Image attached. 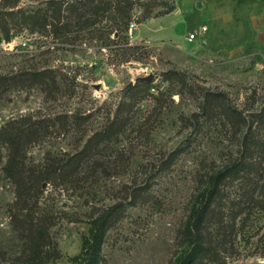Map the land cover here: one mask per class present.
<instances>
[{
    "label": "rangeland",
    "instance_id": "1",
    "mask_svg": "<svg viewBox=\"0 0 264 264\" xmlns=\"http://www.w3.org/2000/svg\"><path fill=\"white\" fill-rule=\"evenodd\" d=\"M216 1L135 0L119 39L112 29H100L98 24L57 37L13 31L9 42L0 33L1 75L52 69L57 81L48 98L39 86L1 94L0 131L11 120L28 115L68 117L66 129L50 128L45 138L27 149V164H44L48 153L54 158L76 154L113 119L121 103L130 101L133 108L134 124L112 152L104 150L96 160L84 163L78 180L57 181L35 196L38 200L31 209L50 222L49 240L40 255L48 264H72L92 214L117 202L127 206L126 212L109 227L99 264H169L174 257L199 177L235 157L242 137L219 113L220 106L209 105L217 111L203 114V96L222 94L220 105L248 115L264 110V0L255 29L239 45L233 31L248 21L239 18L246 2L222 0L223 8L234 12L226 30L218 25L222 30L217 38H228L224 44L209 37L213 26L217 28ZM37 6V0L20 3L21 8ZM201 26L208 32L187 42ZM253 33L256 40L250 41ZM124 42L131 48L129 59L111 61L107 45ZM170 71L180 76L167 80L164 73ZM148 77L154 90L134 103L131 96L136 91L126 93L127 86ZM6 156L0 141V264H25L35 260L36 251L11 223L15 195L2 170ZM106 160L115 166L103 175L100 161ZM260 166L259 181L264 183V159ZM134 193L139 199L129 206ZM248 219L241 227L238 220L232 247L222 251L218 261L204 264H264V211L254 209Z\"/></svg>",
    "mask_w": 264,
    "mask_h": 264
},
{
    "label": "trees",
    "instance_id": "2",
    "mask_svg": "<svg viewBox=\"0 0 264 264\" xmlns=\"http://www.w3.org/2000/svg\"><path fill=\"white\" fill-rule=\"evenodd\" d=\"M21 1L0 0V33L6 42L12 39L13 31L26 29L30 33H48L57 37L68 34L70 29H90L96 24L100 29H112V33L119 39L131 17L135 0H37L38 6L35 8H21ZM171 11L169 9L166 14ZM128 44L124 42L117 47L107 45L111 61L118 57L126 62L131 49ZM164 76L168 80L170 76L178 78L180 73L170 71L164 73ZM56 85L52 69L0 74V95L11 88L39 86L48 98ZM151 89L154 90L150 82L140 80L125 92L135 90L136 96L131 97L137 103V99L148 94ZM222 96L205 94L202 111L206 116L212 115L217 111L216 107L220 106L219 113L242 136L239 149L235 157L219 167L210 168L199 177L180 230L177 252L169 264L218 261L220 253L233 245L231 238H236L238 220L241 227L249 220L254 209L264 211V183L259 181L263 173L260 164L264 159V110L256 114H244L226 103L220 105L218 100ZM213 104L217 106H209ZM132 113L130 101L121 103L113 119L89 137L79 152L74 155L64 154L61 158H54L48 153L42 165L27 164V149L45 138L50 128L58 126L66 129L68 117L36 119L28 115L11 120L0 131V141L7 149L2 170L14 186L11 223L16 230L26 234L36 251L35 260L34 257L30 258L25 264H48L40 255L49 240L50 222L47 216H36L31 209L38 200L35 201V196L42 194L40 192L45 187L57 181L68 183L78 180L84 163L96 160L97 155L104 150L112 152V146L134 124ZM114 166V161H100V172L107 175ZM137 198L139 194L134 193L128 205L135 206ZM126 207L123 202H117L92 214L88 232L82 238L79 254L71 259L72 264H99L108 229L126 212Z\"/></svg>",
    "mask_w": 264,
    "mask_h": 264
},
{
    "label": "crops",
    "instance_id": "3",
    "mask_svg": "<svg viewBox=\"0 0 264 264\" xmlns=\"http://www.w3.org/2000/svg\"><path fill=\"white\" fill-rule=\"evenodd\" d=\"M244 1L246 3H243L241 5L242 6L241 9H239V12H240L239 18H242V19L246 18V19H248V21L247 22L242 21L243 26H244L243 29L236 28L235 31H233V33H234L233 35L238 36L236 39H234V41L238 45L241 44L240 41H243L245 39V37H247L248 31L250 32L251 29H255L256 24H257V18L259 17L260 4L262 3V0H243V2ZM223 7L224 6L222 4V0L216 1L215 9L213 10L214 11L213 12V18H214L213 25L215 24V26L217 28H215L213 26L215 36L213 37L214 34H212V36H209V37L211 40H214L215 42H219V43L222 42V43L226 44L228 42V38H226L225 36L223 37V35L220 36L219 39L217 38L218 37L217 33L219 32V30L220 31L222 30L221 27H219L218 25L220 24L222 26V28L226 30V28H224V27L228 26V24H229L228 20L229 19L232 21V18L234 17V12L232 10L228 12L225 10L226 7L225 8H223ZM250 26L252 28H250ZM255 34L256 33H253V36H252L253 38L250 41L256 40V37H254ZM204 35H202V36H204ZM239 37H241V40L238 39ZM242 38H243V40H242ZM186 40H187V38H186ZM187 42H190V41L187 40ZM245 44L248 45L247 42H245Z\"/></svg>",
    "mask_w": 264,
    "mask_h": 264
},
{
    "label": "built area",
    "instance_id": "4",
    "mask_svg": "<svg viewBox=\"0 0 264 264\" xmlns=\"http://www.w3.org/2000/svg\"><path fill=\"white\" fill-rule=\"evenodd\" d=\"M207 31H208V27L207 26H201L199 32L189 34L187 36V40L190 41V42L195 41V40H197V38L199 36H202V35L206 34Z\"/></svg>",
    "mask_w": 264,
    "mask_h": 264
},
{
    "label": "water",
    "instance_id": "5",
    "mask_svg": "<svg viewBox=\"0 0 264 264\" xmlns=\"http://www.w3.org/2000/svg\"><path fill=\"white\" fill-rule=\"evenodd\" d=\"M142 80H144V81H146V82H149V81L151 80V78L148 77V78H145V79H142ZM132 85H133V83H130V84L127 86V88L130 87V86H132Z\"/></svg>",
    "mask_w": 264,
    "mask_h": 264
}]
</instances>
